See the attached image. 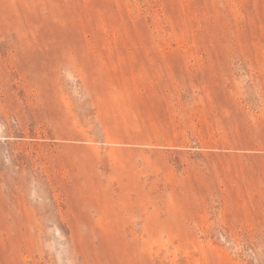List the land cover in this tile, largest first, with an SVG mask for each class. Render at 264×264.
I'll return each instance as SVG.
<instances>
[{
  "label": "rangeland",
  "instance_id": "rangeland-1",
  "mask_svg": "<svg viewBox=\"0 0 264 264\" xmlns=\"http://www.w3.org/2000/svg\"><path fill=\"white\" fill-rule=\"evenodd\" d=\"M0 264H264V0H0Z\"/></svg>",
  "mask_w": 264,
  "mask_h": 264
}]
</instances>
